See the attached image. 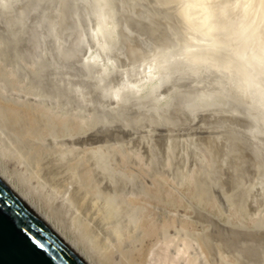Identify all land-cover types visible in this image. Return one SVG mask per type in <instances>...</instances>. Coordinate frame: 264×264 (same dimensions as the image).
I'll return each instance as SVG.
<instances>
[{
    "label": "rangeland",
    "instance_id": "rangeland-1",
    "mask_svg": "<svg viewBox=\"0 0 264 264\" xmlns=\"http://www.w3.org/2000/svg\"><path fill=\"white\" fill-rule=\"evenodd\" d=\"M0 1V26L4 27H0V36L2 35L0 37V52L2 53L0 54V58L2 57V61H0V165L2 166V168L0 167V171L3 172V175L10 181V183H13V185L16 186V188L18 187L20 191L24 190L23 192H26L27 194L28 192L30 193V197L28 195L30 202L37 207L41 214L49 215L48 217L50 218V221L63 233V235H65L66 238L78 242V248L81 250H85V252L89 256H91V260H94V264H157L156 262L159 260L157 258L162 259L165 255L168 256V258L165 256V259L167 258L166 262H162L160 259L161 262H159L161 264H174V262H177L176 264H249L253 260L255 261L254 264H264L263 262H261L264 261V233H262L264 232V208L262 212V207H264V162L260 161L264 158L261 157L264 156V154H261L264 152V148H262L264 147V127L262 125V122L259 121L256 116H254L256 115L255 112L245 109L244 104L240 105V103L235 102L234 99H230V97H228L224 93L221 94L220 90L211 80L210 75L205 78V76H201V74H199L201 73L199 71L194 73L185 68L181 69V67L167 69L165 67L166 65L158 68V73L157 75L154 73V76H149V72L146 73V71V74L142 71L140 73L139 71H137V56L139 55V52L143 48V50L146 51L149 46H153L154 44L162 41L165 33H167L166 31L164 32V30H166V27L168 26L166 23L167 21L162 18L161 13H158L157 10L159 8H157L152 0H73V2L71 0H68L69 2L57 0L58 2L55 1L57 2V4L54 2V0H34L35 2L33 0ZM41 1H43L44 3ZM28 2H31L30 4L33 5L32 8L31 5H27ZM2 3H4L5 5H2ZM36 3L38 4L36 5ZM46 3L48 7H45ZM34 4L36 5V7ZM42 4L44 7L42 6ZM66 4L70 5L68 6V8H73L72 4H78L77 7L74 5V7H76V10H74V8H71L70 11H73V14L68 11L69 9L67 8ZM63 5L66 6L65 11L63 10L64 8L61 9ZM15 6L17 8H15ZM44 8L46 14H51L49 12L52 10L51 12L53 13L51 14V16L49 15V17L51 18H54L55 15L53 14H56V16L58 14L57 17L55 16V20L52 18L55 22L52 23L51 18H47L48 20L46 19L47 15L43 12ZM39 9H42V13H44L46 16L43 14L42 16L44 17L40 18L41 16L39 14H41V11ZM14 11H16L15 13L19 14L15 15ZM28 11L32 12L31 14L33 15L30 16V13ZM62 13L65 14L63 15ZM77 13H80V16ZM23 15H26V18L23 17ZM35 16L39 17L40 21H45L46 19V22L49 21V24L41 22L40 25L39 19L37 18L38 20L36 21ZM6 17L10 19L7 20ZM27 17L28 19L31 18L30 20L32 22L27 20L28 22H31V24L26 20V22H23V20L27 19ZM17 18H19V22L21 18H23L22 22H20L23 26H20L24 31L19 28L20 26ZM2 19L10 22L12 20V22L16 23V25H14L13 23V25H10L11 23L9 22L10 24H8V26H10L7 28L5 26L8 22H5L4 20V22H2ZM56 21H58V23ZM25 23L30 24L28 25L29 27L34 24H39L41 27H39V25H34V27L32 26L29 28ZM43 23L44 26L42 25ZM4 24L6 25L4 26ZM52 24L55 25L52 26ZM46 26L51 27L48 28ZM73 26L74 28L78 26L76 27L77 31L76 29H71L73 28ZM69 27L71 31H69L68 35V33L66 34V32L70 30ZM80 27H82V29H80ZM14 28H16V30L19 29V34L16 32V30H14ZM31 28H35V30L36 28L37 30L40 29L39 32H36L34 30L36 36L33 34L34 32ZM57 28H67L68 30L65 32L61 29V32L64 31V33L62 32V36H59L60 30H56ZM54 29L58 31L57 34L54 33ZM8 30L9 32H13L7 34V36H14L13 40H9L10 38L6 36L5 32H8ZM72 30L75 32L73 33ZM80 30L85 31V33L82 32L81 35ZM161 30H163L164 33H162ZM25 31L26 37H17L18 35H21L20 33H22L23 35V32L25 33ZM49 31L54 34H50ZM46 32H49V34H45ZM76 32H79L80 34ZM39 33L40 35H38ZM27 35L30 37H27ZM50 35H53V37H56L58 35L59 38H53ZM74 37H76V45L72 43H75V40H73ZM78 37L82 38L79 39ZM122 37L127 39L125 40ZM63 38H68L70 41ZM18 39H24L22 40V43H26L29 46L25 44L26 47L24 45L23 47L29 50L32 47L30 46V44L34 43L33 46H35L33 48L35 49H31V51L33 50L32 52L30 51V54H33L30 55L31 57L26 56L29 55V51L21 47L22 43ZM25 40L26 42H24ZM57 40L59 43L57 42ZM13 41H15V44H13ZM16 41H19V44H17ZM29 41H31V43ZM37 41L39 42V44ZM66 42L68 43L67 45H69V47L66 46ZM54 43H58L57 45L61 44V46H57L56 48L59 49L58 54H60V56L57 54L58 50H54V48L56 47ZM69 43H72L73 46ZM4 44H7L5 45L7 46V49L4 47ZM63 44L66 46L65 49ZM136 44L138 47H136ZM144 44L148 45L145 46ZM77 45L82 47L78 48ZM119 45L120 47L122 46L123 49L118 48ZM74 47L78 49L75 50L78 52L81 48V52L75 53L73 51L76 56L75 54H73L74 56H72V53L67 52L68 54L65 53V56H67V58L63 57L62 59V53L66 52L65 50H68V48V51H71ZM10 48L13 49L11 50ZM135 48L139 49L136 50ZM16 49H18L19 51H17ZM37 49L39 51H37ZM15 50L16 52H18V55H20V58L21 55L22 58L24 55L25 60L22 61L18 57L17 53L14 54ZM122 50L124 51L122 52ZM130 50H134V53L132 52L133 54L130 53V56H128ZM23 52H26L27 54ZM80 53L81 56H77L80 55ZM5 54L7 61L4 60ZM70 55L72 56L71 59L73 58L72 61H70ZM90 55H92V57ZM117 55L119 56L116 60H114ZM15 56H17L20 60L18 58L16 59ZM36 56L41 57L43 60H41V58L40 60L39 58L37 59ZM58 56L61 57L62 60ZM110 56L112 57V60ZM7 57H13L14 60L12 58V60L9 61L10 58ZM78 57H80L81 59H78ZM15 59L18 62V66L21 64L20 67H18L20 69V72L23 69L24 71L22 73H24L26 69V74H30L26 76L24 75V73L22 76H20L22 73L20 74L19 70H17L18 68L17 66H15ZM129 59H132V62ZM47 60L48 63H46ZM74 60L77 62L74 63ZM64 61H70V63H72L71 66L69 62L66 63L68 64L67 68L70 69L72 73H68V69L64 68L67 66L63 65L65 63ZM104 61L107 64H105ZM5 62H7V64ZM54 62L55 69L56 67L58 68L56 69L58 70L56 71V74L54 73L55 70L52 67ZM60 63H62V66H64L63 70L62 67H60ZM123 63L126 64V66ZM134 63L136 65H134ZM76 64L80 65L77 66ZM12 65H14V68L11 67ZM47 65L50 66L47 67ZM72 65L75 68H78L77 70H79L80 72H83L81 74L79 73V71L76 72L77 70H73L74 67H72ZM82 66L84 67L82 68ZM95 67L98 68V70H96ZM35 68H38V70ZM89 69L92 70L90 71ZM14 70L16 72V75L14 74ZM51 72L54 74H52ZM75 72L78 74L76 75ZM37 76H40L41 80L39 78V80L36 79ZM76 76H80L78 78L79 80L76 78ZM42 78H45L43 80L46 81L43 82H45L46 85H44L45 83H40L42 84V87L47 88L46 90L44 88H41V84L38 83L39 81H42ZM137 79L139 87L137 89H133V87L130 86V83L128 82L133 83ZM193 79L196 81H194ZM56 80H58L57 82L61 86L59 90L56 87V85H58L55 82ZM31 82L33 83L31 84ZM110 82L111 84L109 85ZM81 83L82 86L84 85V87L80 85ZM32 85H35V87L30 88V86ZM65 85H67V87ZM39 86L40 88H38ZM54 87L57 89H55ZM7 88H11L10 91H8ZM61 88L62 92H64L65 94L61 92ZM146 88L148 89L146 90ZM190 88H193L192 90H194V94L199 93V95H190V92H188ZM51 89L52 92L54 91L52 96L51 94H48ZM64 90H67L68 93ZM82 90H85V92H82ZM183 91H187L186 93H189L185 94V98H187L186 96H190L191 98V100L190 98L188 99L189 103H187L188 100L186 99V103L189 104L187 106H190V109L186 108V103L183 102L185 101V99L182 98L184 97L182 96ZM35 92H37L39 95L35 94ZM163 92L164 94H162ZM42 93L45 95L48 94L47 98H42L44 96ZM11 94L14 96H12ZM180 94L181 97L179 96ZM150 95L154 98V101H152L153 98ZM174 95H177L179 97L177 98ZM192 95L194 97L196 96L195 100L192 99ZM59 96L62 97V99ZM76 96L81 98H77L76 101ZM95 96L96 99L99 100H92V98H94ZM157 96H159V98H157ZM58 97L60 98V100L58 99ZM171 97H173V99ZM219 97H224L225 99H227L225 100L226 103L223 102V105L225 104V106L221 104L222 101H224V98L221 99ZM33 98L36 100H34ZM149 98L151 101L149 100L143 104V102H145ZM176 98L179 99V101H177ZM181 98L183 99V101L181 100ZM216 98L220 100L221 103L216 102ZM45 99L47 100L45 101ZM73 99L78 103H74ZM110 99L112 102L110 101ZM48 100L51 104H56H52V106H50ZM68 100L70 101L69 104L73 102L72 107L67 104ZM87 100L91 101V103H88ZM94 100L99 102L97 103ZM171 100L178 105L181 103V105L184 104L183 106L188 110L185 111L183 106V109L180 108L181 105L178 106L179 109H175L177 105H175L174 103L172 104ZM36 101H41L42 103L37 104ZM81 101L85 107L80 106V104L82 105ZM93 101L94 103L96 102V107H94V105L92 104ZM191 101H193V105L190 104ZM100 102H102L103 104H99ZM148 102H150L151 105H148ZM109 103H111L110 105L112 106H109ZM159 103L160 105L158 106ZM58 104L62 108L64 106L63 109L66 113L62 108L59 107ZM74 104L76 105L74 106ZM145 104H147L146 107L148 106L152 110L148 111L149 108H145L144 111L143 108ZM154 104L157 105V107ZM45 105H48V107ZM78 105L81 107V109H79L80 107ZM98 105L101 106V109L103 108L102 106H104L103 111L99 109ZM152 105L155 106L154 110L152 108ZM174 105L176 107H174V109L172 110V106ZM53 106H56V109ZM87 106L88 109L90 107L91 109H86V111H83ZM50 107H52L54 110H52V108ZM75 107L78 108L76 109ZM82 107H84V109ZM165 107L167 109H165ZM160 108L161 111H158ZM61 109L63 112H61ZM92 109H95V111ZM97 109L100 110V114H102L103 112L105 113V117L104 114L101 115L103 117V123H101L100 119L102 117L99 115V112L96 113ZM106 109H109L111 112L109 111V113ZM66 110H69L68 113ZM71 110L72 112L70 113ZM122 110H124L123 114L120 115L122 113ZM146 110L148 112H146ZM89 111H91V114H89ZM115 111L118 113L120 112V114L116 113ZM86 112H88L91 117ZM106 112L108 114H106ZM155 112L157 114H155ZM173 112H175V114ZM84 113L86 116H84ZM94 113H96L98 117H95ZM113 113L115 114V116ZM172 113L174 114L173 117ZM249 113L250 115H247ZM62 114H64L63 117L61 116ZM175 115L176 118H174ZM79 116H84V118ZM116 117H119L120 119L118 120ZM177 117L179 118V120H177ZM233 118H235L236 120ZM138 119L143 120L139 121ZM232 119L233 121L235 120L234 124ZM239 119L240 122L243 121V123L240 124ZM109 120L111 123L108 122ZM230 121L232 122L230 123ZM246 121L247 124H245ZM94 122H96L95 125ZM85 123H87L88 126H86L87 124ZM142 123L145 125H143ZM200 123L202 124L200 125ZM91 125L92 127H90ZM163 128L166 130H163ZM160 129H162L164 133L161 132ZM184 131H188V133H185ZM165 132H167V134ZM88 134H90V136ZM250 134L254 138L251 137ZM82 136L84 140L82 138L80 139V137ZM160 136L162 137L160 138ZM89 138L91 142L89 141ZM69 139L70 141H68ZM76 139L83 140L82 142H80L78 147L77 144L80 140L78 141ZM87 139L89 144L85 145L84 141H87ZM98 139L100 141H98ZM135 139H137V141H135ZM58 140L60 142L62 140H66V145L63 141L60 143ZM75 141L77 142V144ZM132 141L135 142V146L134 144H132ZM157 141L161 142L158 143ZM94 142H97V144L93 145ZM155 143L160 146L161 151H164V154L162 155L161 153L163 152L159 150L160 154L162 155L161 157L160 154L158 156V153H156L159 148ZM125 145L128 147L126 148ZM4 147L6 150L4 149ZM132 147H135L136 149H138V151H136ZM174 147L176 149H174ZM174 152L177 156H174ZM155 154L156 157L158 156L162 159L156 158L154 156ZM98 155L101 156H99L98 158ZM165 155H167V159L164 157ZM103 156L105 157V159H103L102 161L101 158H104ZM95 157L99 160H96ZM147 157L149 159L148 161H146ZM260 157L262 159H260ZM163 159H165V162ZM189 159H192L193 161H190ZM161 160L163 162H160ZM174 160L178 165L174 164L176 163ZM182 160L185 164L182 162ZM262 161H264V159ZM161 163H163L164 165L159 166V164ZM152 164L154 167L152 166ZM155 164L156 166H158L157 168ZM179 164L180 166L182 165V168L180 167V169H177ZM189 166H192V168H190ZM100 167H103V169H105L103 170L101 168V171ZM152 168L155 169L153 170ZM95 169L97 170V172ZM168 169L172 170L169 171ZM188 169L189 171L191 169L192 170L188 172ZM23 172H25L26 174ZM187 172L188 174H185ZM106 173L110 176V178L111 173L115 177L112 176V180L110 178L106 180V178H108ZM182 173H184L185 175ZM177 174L179 176H177ZM182 175H184L185 177ZM25 177L28 178V181ZM122 177L125 179H123ZM220 177L222 178V180L220 179ZM224 177L227 178H225L224 180ZM23 178L25 179V181ZM209 178H213V180H209ZM120 179L121 183H123L124 185V187L122 188L123 190L121 189V185H119L121 183H118V181L120 182ZM218 179L220 181H224V183L226 184H221L223 182L218 181ZM178 180L179 183L184 181L186 184L182 182L180 183L181 186H178ZM106 181H108V183H106L107 186L105 184ZM135 181L136 185L140 184V187L142 189L139 188V185L138 187H135L136 185H132L131 183H129H135ZM203 181L206 183L204 184ZM23 182L28 184H26L25 186ZM112 182L116 186V189L115 186H113ZM115 183H118V185ZM32 184L34 187L32 186ZM125 184L127 188L125 187ZM196 184L197 186L201 185V188L196 187ZM31 186L34 188L33 191L31 190ZM108 186L110 187V189L113 187V190H110ZM103 187H108L109 190H105ZM195 187L198 190L197 193ZM221 189L223 190L222 193H224V195L221 193ZM120 190H127L126 192L128 193L125 194ZM140 190L142 191L140 192ZM200 190L201 192H199ZM37 191L41 192H38V195L36 193H33ZM130 191H133L132 193L134 194H132ZM198 192L200 193L199 195H197ZM43 193L44 196L40 197L41 195H43ZM204 194L205 196L208 195L210 197V201L207 196H203ZM43 197L45 200L43 199ZM49 197L50 201L48 200ZM201 197H203L204 199H202ZM58 199L63 201V203ZM64 202L65 206H63ZM114 204L116 206H114ZM57 206L59 208H61L62 206V209L63 207L70 208L69 210L71 212L69 213V216L71 218L67 215V212L69 210L64 208L66 209V212L63 213L65 215L64 216L60 214L62 212L61 209L56 210ZM61 216L65 217L64 220L66 219V217H69V220L67 218L68 221L65 220L64 222ZM257 225L259 228H263L259 229L257 228ZM70 229L72 232H70ZM256 230L257 234H259L262 238L259 235H256ZM79 232L81 235L78 234ZM204 232L208 234L210 233L209 236L211 240L210 238L206 239L208 234L207 236H204ZM75 236L81 237L82 241L80 238H77L80 239L77 240ZM228 236L230 238H228ZM85 239L88 241L86 242ZM167 239L169 240L168 242L166 241ZM84 241L87 243V246H85L86 244L84 243ZM190 242H192V244ZM260 242H262L263 244ZM182 243L186 244L185 247H181L183 246ZM127 244L128 246H126ZM166 245H168V247ZM188 245L192 247L190 248ZM87 247H89V249ZM161 247L163 248V250L161 249ZM158 249H160V251L162 250V253H159ZM90 250L94 251V255L93 253L89 252ZM163 251L166 253H164ZM182 252L184 254L183 257V254H181ZM261 252L263 255L260 254ZM156 253H159L158 255L160 256L158 257ZM93 256L95 257V259H93ZM152 256L154 260H157L156 262L153 260L149 261V258ZM258 257H262V259H258ZM96 260L98 261L95 263Z\"/></svg>",
    "mask_w": 264,
    "mask_h": 264
},
{
    "label": "bare ground",
    "instance_id": "bare-ground-1",
    "mask_svg": "<svg viewBox=\"0 0 264 264\" xmlns=\"http://www.w3.org/2000/svg\"><path fill=\"white\" fill-rule=\"evenodd\" d=\"M34 1V0H33ZM55 1H57V0H54V2ZM63 1H65V2H69L68 0H63ZM72 2H73V0H71ZM75 1V0H74ZM96 1V0H95ZM112 1V0H111ZM134 1H136V0H134ZM153 1V3L157 6V8H159L157 11H158V13L160 14L161 13V16H162V18L163 19H165L167 22V27H166V30H164V32L166 31L167 33H165V36H164V38H163V40L162 41H160V42H158V43H156V44H154L153 46L151 45V46H149L147 49H146V51L145 50H141L140 52H139V55L136 57L137 59H138V63H137V71H139V73L142 71V72H144L145 73V71H146V73L147 72H149L148 73V75L149 76H154L155 74L157 75V69L158 68H161V67H163V65H166L165 67L167 68V69H171V68H174V67H181V69L182 68H185V69H187V70H189V71H191V72H194V73H196V72H201V73H199V74H201V76H205V78L208 76V75H210L211 77V80L215 83V85H216V87L220 90V93L222 94V93H224L225 95H227L228 97H230V99H234V101L235 102H238V103H240V105L241 104H244V106H245V109H247L248 111H253V112H255L256 113V115H254V116H256V118L259 120V121H261L262 122V125H263V127H264V0H152ZM1 2V1H0ZM35 2V1H34ZM39 2V1H38ZM41 2H43V1H41ZM41 2H40V8H41ZM47 2H49V1H47ZM52 2V1H51ZM58 2V1H57ZM57 2H55L56 4H57ZM138 2V1H137ZM31 3V2H30ZM29 2L27 3V5L28 6H30L31 4H30ZM44 3V2H43ZM53 3V2H52ZM54 3V4H55ZM76 3V2H75ZM80 3V2H79ZM4 3H2V5H3ZM38 3H36V5H37ZM82 4V3H81ZM5 5V4H4ZM35 5V4H34ZM36 5H35V7H36ZM45 5V4H44ZM67 5V4H66ZM74 5L77 7V5L76 4H72V6H73V8H74V10H76L75 8L76 7H74ZM140 5V4H139ZM0 6H1V4H0ZM32 6L33 5H31V8H32ZM42 6H43V4H42ZM47 6V3H46V5H45V7ZM64 6V5H63ZM62 6V8L61 9H63L64 11L66 10V6H64L63 7ZM68 6H70L69 4L67 5V8H68ZM23 7V6H22ZM34 7V8H35ZM38 7H39V5H38ZM38 7H37V9H38ZM44 7V6H43ZM43 7H42V9H43ZM48 7V6H47ZM15 8H17L16 6H15ZM57 8V7H56ZM72 8V7H71ZM71 8H68L69 10L68 11H70L71 10ZM72 8V9H73ZM14 9V8H13ZM12 9V10H13ZM19 9V8H18ZM36 9V10H37ZM41 9V10H42ZM11 10V9H10ZM10 10H8V11H10ZM40 10V9H39ZM39 10H38V13H39ZM40 10V11H41ZM4 11V10H3ZM43 11V10H42ZM42 11L40 12L41 14H39L41 17L40 18H42V17H44V16H42L44 13L46 14V12H45V8H44V13H42ZM47 11V10H46ZM52 11V10H51ZM49 12V13H53V12ZM12 12V11H11ZM16 11H14V14L16 15V14H19V13H15ZM29 13H30V16L31 15H33V14H31L32 12H30V11H28ZM47 12V13H48ZM60 12H62V11H60ZM71 13L73 12V11H70ZM8 13V12H7ZM7 13H5V14H7ZM24 13V12H23ZM28 13V14H29ZM76 13V12H75ZM3 14V13H2ZM13 14V15H14ZM21 14V13H20ZM44 14V15H45ZM51 14H46L45 16H46V19L47 18H51V17H49V15L51 16ZM63 15L65 14V13H62ZM73 14V13H72ZM78 14V13H77ZM4 15V14H3ZM53 15H55L56 16V14H53ZM62 15V16H63ZM79 16H80V13L78 14ZM8 16V15H7ZM26 15H23V17H25ZM54 16V18H56L57 16H58V14H57V16L55 17ZM67 16V15H66ZM74 16V15H73ZM77 16V15H76ZM78 16V17H79ZM9 17H10V15H9ZM36 17V16H35ZM1 18V17H0ZM3 18H5V17H3ZM7 18V17H6ZM16 18V17H15ZM26 18V17H25ZM30 18V17H29ZM33 18V17H32ZM39 19V17H36L35 19H36V21ZM53 18V17H52ZM51 18V19H52ZM53 18V19H54ZM60 18V17H59ZM10 18H7V20H9ZM13 19V18H12ZM18 19L19 18H17V21H18ZM31 19V18H30ZM30 19H28V17H27V19H24L23 20V18H21V20H20V22H22V20H23V22H26L27 20H29V21H31ZM46 19H45V21L44 20H42V21H40V19H39V23H40V25H41V22H44V23H48V22H46ZM53 19H52V23L53 22H55V21H53ZM117 19V18H116ZM5 21V19H2V22H4ZM14 20V19H13ZM26 20V21H25ZM48 20V19H47ZM55 20V19H54ZM63 20V19H62ZM132 20V19H131ZM165 20H164V22H165ZM51 21V20H50ZM5 22H8L7 23V25L6 24H4V26L5 27H9L10 25H16V23H13L12 22V20H11V22L10 21H5ZM11 24H10V23ZM19 22V21H18ZM19 22V26L22 24V23H20ZM28 22V21H27ZM32 22V21H31ZM31 22H28V23H30L31 24ZM57 23H58V21H56ZM94 22V21H93ZM103 22V21H102ZM117 22V21H116ZM115 22V23H116ZM13 23V24H12ZM44 23L42 24L43 26H44ZM105 23H106V21H105ZM8 24H10L9 26H8ZM25 24H27V23H25ZM30 24H27V26L28 25H30ZM34 24V23H33ZM45 24V25H46ZM49 24V23H48ZM34 25H36V24H34ZM34 25H31L30 27H34ZM39 25V24H38ZM38 25H36V26H38ZM39 25V27H41ZM55 24H52V26H54ZM108 25V24H107ZM160 25V24H159ZM21 26H23V25H21ZM21 26L19 27L20 29H22L21 28ZM63 26H65V25H63ZM62 26V27H63ZM72 26V25H71ZM79 26H80V24H79ZM96 26V25H95ZM0 27H2V28H4L3 26H0ZM13 27V26H12ZM29 27V26H28ZM29 27V28H30ZM46 27H48V26H46ZM51 26H49L48 28H50ZM59 27V26H58ZM76 27H78V26H76ZM76 27L74 28V26H73V28H71V29H76ZM87 27V26H86ZM92 27V26H91ZM18 28V27H17ZM6 29V28H5ZM31 29H33V32H34V30H35V28H31ZM53 29V28H52ZM61 29L62 28H60V29H56V30H60V32H59V36H62V32L64 33V31L66 32L68 29L67 28H65V29H62V30H64V31H62L61 32ZM69 29H70V27H69ZM71 29L70 30H68L67 32H66V34L68 33V35H69V31H71ZM80 29H82V27H80ZM0 30H1V28H0ZM3 30V29H2ZM14 30H16V28H14ZM19 30V29H18ZM18 30H16V32L19 34V32H18ZM23 30V29H22ZM40 30V29H39ZM39 30H37V28H36V32H39ZM42 30V29H41ZM46 30H47V28H46ZM55 30V29H54ZM55 30V32L54 33H58V31H56ZM4 31V30H3ZM13 31V30H12ZM24 31V30H23ZM28 31V30H27ZM73 31V30H72ZM76 31H77V29H76ZM81 31V30H80ZM162 31V33H164L163 32V30H161ZM16 32H15V34H16ZM32 32V33H33ZM50 32V31H49ZM49 32L47 33H45V34H49ZM75 31H73V33H74ZM82 32H84L85 33V31H81L80 33H81V35H82ZM8 33H13V32H9V30H8V32H5V34H6V36H7V34ZM29 33V32H28ZM27 33V34H28ZM54 33H51L50 32V34H54ZM73 33H71V34H73ZM76 33H78V34H80L79 32H76ZM158 33V32H157ZM2 34V33H1ZM21 35H18L17 36V34H16V36L17 37H21V38H23V37H26V31H25V33L23 32V35H22V33H20ZM34 35H35V32L33 33ZM44 34V35H45ZM161 34V33H160ZM12 35H14V34H12ZM38 35H40V33L38 34ZM58 35L56 36L57 37V39L59 38L58 37ZM123 35V34H122ZM2 36V35H1ZM0 36V37H1ZM5 36V35H4ZM11 36V35H10ZM9 35L7 36V37H9L10 39L9 40H13V37L11 38ZM15 36V37H16ZM36 36V35H35ZM50 36H52L53 37V35H50ZM55 36V35H54ZM65 36V35H64ZM78 36V35H77ZM27 37H30V36H28L27 35ZM51 37V38H52ZM56 37H53V38H56ZM85 37V36H84ZM121 37V36H120ZM3 38H5V37H3ZM2 38V39H3ZM37 38V37H36ZM35 38V39H36ZM45 38V37H44ZM47 38V37H46ZM52 38V39H53ZM76 37H74L73 38V40H75V43L74 42H72L73 44H75L76 45V39H75ZM79 38V37H78ZM82 38V37H81ZM81 38H79V39H81ZM122 38H124V37H122ZM137 38V37H136ZM16 39V38H15ZM29 39V38H28ZM32 39V38H31ZM63 39H66V40H69L68 38H63ZM87 39V38H86ZM125 39V38H124ZM127 39V38H126ZM125 39V40H126ZM138 39V38H137ZM19 41H21V43H22V40H24V39H18ZM49 40H51V39H49ZM121 40H123V39H121ZM7 41H8V39H7ZM19 41L17 42V44H19ZM39 41V40H38ZM37 41V42H38ZM40 41H41V39H40ZM60 41H62V40H60ZM70 41V40H69ZM79 41V40H78ZM77 41V42H78ZM139 41V40H138ZM11 42V41H10ZM14 43L13 44H15V41H13ZM24 42H26V40L24 41ZM30 43H31V41H29ZM35 42V41H34ZM47 42H48V40H47ZM57 42H58V40H57ZM80 42H81V40H80ZM123 42V41H122ZM20 43V44H21ZM27 43H28V40H27ZM49 43H50V41H49ZM59 43V42H58ZM57 43V44H58ZM63 43V42H62ZM70 44V45H72L73 46V44ZM79 43V42H78ZM121 43V42H120ZM127 43H128V40H127ZM126 43V44H127ZM3 44V43H2ZM25 44L26 43H22V46L21 47H23V45L25 46ZM34 44V43H33ZM33 44H30V46H32L31 47V49H35V48H33L34 46H33ZM36 44V43H35ZM38 44H39V42H38ZM46 44H48V43H46ZM52 44V43H51ZM56 43H54V45L56 46L55 48H54V50L57 48V46H61V44L60 45H57ZM65 44V43H64ZM63 44V45H64ZM68 43L66 42V46L67 47H69V45H67ZM0 45H1V43H0ZM5 45H7V44H4V47L6 48L7 46H5ZM27 45V44H26ZM50 45V44H49ZM88 45V44H87ZM122 45H124V44H122ZM145 45V44H144ZM148 45V44H147ZM147 45H145V46H147ZM150 45V44H149ZM27 46H29V45H27ZM65 45H64V49H65V47H66ZM9 47H11V46H9ZM8 47V48H9ZM18 47H19V45H18ZM17 47V48H18ZM26 47V46H25ZM25 47H23V48H25ZM77 47L79 48V47H82V46H78L77 45ZM128 47V46H127ZM136 47H138L137 46V44H136ZM141 47V46H140ZM23 48H22V50H23ZM28 48V47H27ZM30 48V47H29ZM39 48V47H38ZM59 48V47H58ZM62 48H63V46H62ZM118 48H122V46L120 47V45H119V47ZM4 49V48H3ZM2 49V50H3ZM7 49V48H6ZM5 49V50H6ZM11 49V48H10ZM13 49V48H12ZM11 49V50H12ZM31 49L29 50V49H26L25 48V50H28L29 51V55H26L27 53L26 52H23V53H26L25 55L26 56H30L31 54H30V51H31ZM53 49V48H52ZM74 49V50H73ZM71 51H68L69 50V48H68V50H65L66 52H64V53H62V59H63V57H65V58H67V56H65L66 54L65 53H67V52H69V53H72V56H74L73 54H75L76 52H78V51H75L77 48L76 47H74ZM87 49V48H86ZM123 49V48H122ZM136 49V48H135ZM139 48H137L136 50H138ZM1 50V51H2ZM9 50V49H8ZM17 51H19L18 49H16ZM16 50L14 51L15 53L14 54H16L17 53V55H18V52H16ZM21 50V49H20ZM32 50V51H33ZM58 50V51H57ZM78 50V49H77ZM117 50H119V49H117ZM10 51V50H9ZM27 51V52H28ZM31 51V52H32ZM37 51H39L38 49H37ZM56 51H57V54L59 53V49H56ZM64 51V50H63ZM73 51L75 52V53H73ZM96 51V50H95ZM124 50H122V52H123ZM3 52V51H2ZM45 52V51H44ZM79 52H81V48H80V50H79ZM78 52V53H79ZM94 52V51H93ZM116 52V51H115ZM134 53V50L133 51H129V55L128 56H130V53ZM136 52V51H135ZM11 53V52H10ZM13 53V52H12ZM20 53H22V52H20ZM19 53V54H20ZM117 53V52H116ZM132 53V54H133ZM138 53V52H137ZM136 53V54H137ZM0 54H2L1 52H0ZM14 54H11V55H14ZM53 54H54V51H53ZM68 54V53H67ZM114 54V53H113ZM33 55V54H32ZM42 55V54H41ZM40 55V56H41ZM59 56H60V54H58ZM94 55V54H93ZM58 56V57H59ZM71 55H70V59H71V57H72ZM75 56H76V54H75ZM77 56H81V53H80V55H77ZM91 57H92V55H90ZM115 56V55H114ZM119 55H117L116 56V58H114V60H116L117 59V57H118ZM126 56V55H125ZM14 57V56H13ZM12 57V58H13ZM18 57L20 58V55H18ZM17 56H15V58L17 59L18 58ZM31 57V56H30ZM37 57V59L39 58V60H40V58L41 57H39V56H36ZM57 57V58H58ZM61 57H59L60 59H61ZM83 57V56H82ZM2 58V57H1ZM0 58V61H2V59ZM7 58H10V57H7ZM12 58H10L9 59V61L10 60H12ZM18 58V59H19ZM58 58V59H59ZM80 57H78V59H79ZM90 58V57H89ZM98 58V57H97ZM110 58H111V60H112V57L110 56ZM122 58V57H121ZM136 58H134V59H136ZM16 59H15V61H16ZM22 61L23 60H25L24 59V55H23V58H22V55H21V58H20ZM19 59V60H20ZM47 59H48V57H47ZM59 59V60H60ZM61 59V60H62ZM73 59V58H72ZM72 59L70 60V61H72ZM77 59V60H78ZM81 59V58H80ZM133 59V58H132ZM132 59L130 60L131 62H132ZM4 60L5 61H7L6 60V54H5V58H4ZM13 60H14V58H13ZM32 60V59H31ZM41 60H43L42 58H41ZM64 60H66V59H64ZM76 60V59H75ZM73 61L74 63L75 62H77V61ZM121 60V59H120ZM122 60H124V59H122ZM34 61H37V60H34ZM50 61V60H49ZM70 61H68L69 63H70ZM94 61V60H93ZM102 61V60H101ZM100 61V62H101ZM119 61V60H118ZM117 61V62H118ZM26 62H27V60H26ZM45 62V61H44ZM44 62H42V63H44ZM60 62V61H59ZM58 62V63H59ZM63 62V61H62ZM65 63L63 64V65H67L66 67H64V66H62V63H60L61 64V66L60 67H62V70H63V67L64 68H66V69H68L67 67H68V64H66V63H68L67 61H64ZM98 62H99V60H98ZM105 62V61H104ZM103 62V63H104ZM112 62V61H111ZM120 62H122V61H120ZM126 62V61H125ZM6 64H7V62H5ZM4 63V64H5ZM13 63V62H12ZM46 63H48V60L46 61ZM50 63V62H49ZM82 63V62H81ZM114 63V62H113ZM127 63V62H126ZM2 64H3V62H2ZM14 64V63H13ZM18 64V62L16 61V65L15 66H17V68L18 67H20V65L18 66L17 65ZM27 64H29V63H27ZM54 64H55V62L53 63V69L55 70L54 71V73L56 74V71H58V70H56V69H58L57 67H56V69H55V67H54ZM57 64V63H56ZM71 64L72 63H70V66H71ZM94 64H95V62H94ZM97 64V63H96ZM105 64H107L106 62H105ZM124 64V63H123ZM14 65H12L11 67H13L14 68ZM52 65V64H51ZM58 65V64H57ZM77 65V64H76ZM75 65V66H76ZM80 64H78L77 66H79ZM84 65V64H83ZM118 65V64H117ZM121 65H122V63H121ZM125 66H126V64H124ZM123 65V66H124ZM130 65V64H129ZM134 65H136L135 63H134ZM41 66H43V65H41ZM48 66H50V65H47V67ZM59 66V65H58ZM107 66V65H106ZM5 67V66H4ZM7 67V66H6ZM39 67V66H38ZM45 67V66H44ZM46 67V68H47ZM59 67V68H60ZM72 67H74L73 65H72ZM71 67V68H72ZM84 66H82V68H83ZM117 67V66H116ZM23 68V67H22ZM45 68V69H46ZM96 68V67H95ZM122 68V67H121ZM124 68V67H123ZM35 69H37L38 70V68H35ZM40 69V68H39ZM42 69H44V68H42ZM48 69V68H47ZM46 69V70H47ZM74 69H78V68H73V70ZM81 69V68H80ZM92 69H93V67H92ZM92 69H89L90 71L92 70ZM101 69V68H100ZM16 70V69H15ZM15 70H14V74L16 73L15 72ZM17 70H19V72H20V69L18 68ZM95 70V69H94ZM93 70V71H94ZM96 70H98V68H96ZM95 70V71H96ZM24 70L22 69L21 70V72H20V74L23 72ZM50 71V70H49ZM68 73H70L71 72V70L70 69H68ZM79 70H77L76 72H78ZM170 71H172V70H170ZM12 72V71H11ZM44 72V71H43ZM43 72H41V73H43ZM53 72V71H52ZM51 72V73H52ZM64 72V71H63ZM66 72V71H65ZM75 72V73H76ZM83 71H79V73L81 74ZM84 72H85V70H84ZM185 72V71H184ZM18 73V72H17ZM25 73V74H24ZM24 73H22L20 76H22L23 74L24 75H28V74H30V73H28V74H26L27 72H26V69H25V72ZM54 73H52V74H54ZM61 73H62V71H61ZM72 73V72H71ZM145 73V74H146ZM155 73V74H154ZM7 74V73H6ZM8 74H11V73H8ZM19 74V73H18ZM17 74V75H18ZM78 73H76V75H77ZM16 75V74H15ZM40 75V74H39ZM69 75V74H68ZM161 75V74H160ZM163 75V74H162ZM180 75H182V74H180ZM198 75V74H197ZM30 76V75H29ZM49 76V75H48ZM74 76V75H73ZM81 76V75H80ZM79 76V77H80ZM111 76H114V75H111ZM117 76V75H116ZM194 76V75H193ZM200 76V77H201ZM33 77V76H32ZM41 77H42V75H41ZM41 77L39 76H37V78L36 79H40L41 80ZM72 77V76H71ZM78 76H76V78L78 79L79 78ZM108 78V77H107ZM119 78V77H118ZM139 78V77H138ZM18 79H19V77H18ZM38 79V80H39ZM43 79H45V78H42V81H39L38 83L39 84H41L40 82H42V84H44L45 82H43V81H46V80H43ZM56 79V78H55ZM74 79V78H73ZM76 79V80H77ZM110 79V78H109ZM114 79V78H113ZM165 79V78H164ZM180 79H182V78H180ZM13 80V79H12ZM27 80H28V78H27ZM33 80V79H32ZM38 80H36V81H38ZM52 80V79H51ZM51 80H49V81H51ZM79 80V79H78ZM191 80V79H190ZM194 80V79H193ZM22 81V80H21ZM24 81V80H23ZM58 80H56L55 82L59 85V83L57 82ZM63 81V80H62ZM61 81V82H62ZM108 81H110V80H108ZM156 81V80H155ZM194 81H196V80H194ZM25 82V81H24ZM54 82V81H53ZM52 82V83H53ZM60 82V81H59ZM67 82V81H66ZM78 82V81H77ZM176 82H179V81H176ZM183 82V81H182ZM181 82V83H182ZM8 83H9V81H8ZM17 83H18V81H17ZM30 83V82H29ZM33 82H31V84H32ZM35 83V82H34ZM69 83V82H68ZM80 83V82H79ZM79 83H78V85H79ZM89 83V82H88ZM128 83H130V86H132L133 87V89H137L139 86V84H138V79L137 80H135L133 83L132 82H128ZM157 83V82H156ZM201 83V82H200ZM3 84H5V83H3ZM42 84L40 85L41 86V88H44V87H42ZM101 84V83H100ZM111 84V82L109 83V85ZM122 84V83H121ZM132 84V85H131ZM155 84V83H154ZM25 85H28V84H25ZM44 85H46V83L44 84ZM58 85H56V87L58 88V90H59V88L61 87L60 85L58 86ZM69 85V84H68ZM81 86H82V83L80 84ZM92 85V84H91ZM106 85V84H105ZM147 85H149V84H147ZM152 85V84H151ZM163 85V84H162ZM174 85V84H173ZM40 86L38 87V88H40ZM49 86V85H48ZM66 87H67V85H65ZM88 86H90V85H88ZM107 86H108V83H107ZM161 86V85H160ZM11 87V86H10ZM31 87H35V85L33 86H30V88ZM47 87V86H46ZM53 87V86H52ZM82 87H84V85L82 86ZM86 87V86H85ZM94 87V86H93ZM112 87V86H111ZM166 87V86H165ZM177 87V86H176ZM204 87V86H203ZM212 87V86H211ZM5 88V87H4ZM9 88V87H8ZM7 88V89H8ZM37 88V87H36ZM51 88V87H50ZM55 88V87H54ZM57 88H55V89H57ZM200 88V87H199ZM208 88V87H207ZM206 88V89H207ZM11 89V88H10ZM10 89H8V91H10ZM19 89V88H18ZM24 89V88H23ZM45 90L47 89V88H44ZM43 89V90H44ZM148 88H146V90H147ZM193 89V88H192ZM191 88L189 89V91L188 92H190V95L191 94H194L195 92H194V90H192ZM203 89V88H202ZM209 89V88H208ZM25 90V89H24ZM36 90V89H35ZM151 90V89H150ZM156 90V89H155ZM154 90V91H155ZM168 90H169V88H168ZM178 90V89H177ZM193 92H191V91ZM199 90V89H198ZM218 90V91H219ZM38 91H39V89H38ZM49 91V90H48ZM57 91V90H56ZM56 91H55V94H56ZM65 92H67V90H64ZM173 91H175V90H173ZM182 91V90H181ZM30 92V91H29ZM50 92H52V89H51V91H49L48 92V94H51V96L53 95V93H54V91L52 92V93H50ZM59 92V91H58ZM61 92H62V88H61ZM82 92H85V90L83 91L82 90ZM170 92V91H169ZM187 92V91H186ZM186 92H184L183 91V93H182V96H184V97H182V98H184L185 99V101H183V99L181 98V100L184 102V103H186L187 101H186V99L188 100L189 98H190V96L188 97V96H186L187 98H185V94H189V93H186ZM27 93H28V91H27ZM62 93H64V92H62ZM68 93V92H67ZM110 93V92H109ZM159 93V92H158ZM196 93H198V92H196ZM21 94V93H20ZM35 94H38L37 92H35ZM34 94V95H35ZM43 94V93H42ZM48 94H43L41 97L42 98H47V96H48ZM55 94H54V96H55ZM65 94V93H64ZM108 94V93H107ZM115 94V93H114ZM124 94V93H123ZM153 94V93H152ZM162 94H164V92L162 93ZM161 94V95H162ZM184 94V95H183ZM12 95V94H11ZM19 95V94H18ZM17 95V96H18ZM26 95V94H25ZM39 95V94H38ZM40 95H41V93H40ZM67 95V94H66ZM71 95V94H70ZM73 95V94H72ZM75 95V94H74ZM117 95V94H116ZM146 95V94H145ZM144 95V96H145ZM160 95V96H161ZM194 95H199V93L198 94H194ZM212 95V94H211ZM216 95V94H215ZM12 96H14V95H12ZM16 96V97H17ZM36 96V95H35ZM35 96H33V97H35ZM56 96H58V95H56ZM105 96V95H104ZM151 96V95H150ZM154 96H156V95H154ZM163 96V95H162ZM161 96V97H162ZM173 96V95H172ZM174 96H176L177 98L180 96L181 97V94L179 95V96H177V95H174ZM207 96H208V94H207ZM26 97V96H25ZM60 97V96H59ZM58 97V99L60 100V98L62 99V97H60L59 98ZM67 97V96H66ZM70 97V96H69ZM93 97V96H92ZM101 97V96H100ZM143 97V96H142ZM152 97V96H151ZM150 97V98H151ZM15 98V97H14ZM39 98V97H38ZM52 98V97H51ZM55 98H57V97H55ZM72 98V97H71ZM71 98H70V100H71ZM77 98H81V97H78V96H76V101H77ZM97 98H99V97H97ZM150 98L148 99V100H146L145 102H143V104L144 103H146L147 101H149L150 100ZM153 98V97H152ZM157 98H159V96H157ZM172 99H173V97H171ZM176 98V99H177ZM195 98H196V96L194 97L193 95H192V99H194L195 100ZM213 98H215V97H213ZM217 98H218V96H217ZM216 98V99H217ZM219 98H221V97H219ZM224 97H222L221 99H223ZM24 99V98H23ZM34 99V98H33ZM50 99V98H49ZM53 99V98H52ZM93 99H96V96L94 97V98H92V100ZM107 99V98H106ZM125 99V98H124ZM156 99V98H155ZM169 99V98H168ZM167 99V100H168ZM175 99V100H176ZM15 100V99H14ZM29 100V99H28ZM34 100H36V99H34ZM47 99H45V101H46ZM74 100V99H73ZM96 100H99V99H96ZM96 100H94V101H96ZM122 100V99H121ZM142 100V99H141ZM157 100H160V99H157ZM190 100H191V98H190ZM193 100V101H194ZM224 101H222V103L220 102V100H218L217 99V101L216 102H220L222 105H223V102L224 103H226V101L225 100H227V99H223ZM22 101V100H21ZM30 101V100H29ZM42 101V100H41ZM41 101H36L37 102V104L38 103H42ZM49 101V100H48ZM62 101V100H61ZM65 101V100H64ZM64 101H63V103H64ZM88 101V103L90 102L91 103V101H89V100H87ZM94 101H93V105H94V107H96L95 106V104H96V102L94 103ZM110 101H111V99H110ZM151 101V100H150ZM152 101H154V98H153V100ZM156 101V100H155ZM160 101H163V100H160ZM177 101H179V99H177ZM193 101H191L190 102V104H192L193 105ZM54 102V101H53ZM66 102V101H65ZM69 100H68V105H70L71 107H72V105H73V102L72 103H70L69 104ZM80 102V101H79ZM99 102V101H98ZM97 102V103H98ZM112 102V101H111ZM114 102V101H113ZM118 102V101H117ZM171 102H172V104L174 103L175 105H177V107L174 105V106H172L173 108H172V110L174 109V107H176L175 109H179V105H181V104H176L175 102H173L172 100H171ZM181 102V101H180ZM200 102V101H199ZM48 103V102H47ZM74 103H78V102H75V100H74ZM81 103H82V101H81ZM102 102H100L99 104H101ZM103 103H104V101H103ZM102 103V104H103ZM152 103H154V102H152ZM187 103H189V100H188V102ZM185 104V107L186 108H188V109H190L187 105H189V104ZM39 104V105H40ZM44 104H45V102H44ZM53 104V103H52ZM52 104L50 103V101H49V105L50 106H52ZM54 104H56V103H54ZM53 104V105H54ZM60 104V103H59ZM58 104V105H59ZM111 103H109V106H112V105H110ZM113 104H115V103H113ZM151 105V103L150 102H148V105ZM155 104H156V102H155ZM154 104V105H155ZM171 104V103H170ZM65 105V104H64ZM76 104H74V106H75ZM105 105H106V103H105ZM146 105L147 104H145V106H144V108H143V110L145 111V108L147 109V108H149V110L148 111H150V110H152V109H150V107H146ZM152 105L153 107V110H154V107L156 106L157 107V105ZM160 105V103L158 104V106ZM184 105V104H183ZM183 105H181V107L180 108H182V106ZM236 105V104H235ZM45 106H47L48 107V105H45ZM79 106V105H78ZM80 106H84V104L82 103V105L80 104ZM79 106V107H80ZM99 106V109H101V106L100 105H98ZM169 106V105H168ZM223 106H225V104L223 105ZM239 106V105H238ZM54 107V106H53ZM56 107V106H55ZM54 107V108H55ZM59 107H60V105H59ZM85 107V106H84ZM84 107H82L83 109H84ZM90 107V106H89ZM103 108L101 109V111H103V109H104V106H102ZM108 107V106H107ZM121 107V106H120ZM184 107V106H183ZM185 107H184V110L186 111V110H188V109H185ZM240 107H243V106H240ZM50 108H52V107H50ZM60 108H62V107H60ZM63 108H64V106H63ZM62 108V109H63ZM76 109L78 108V107H75ZM123 108V107H122ZM56 109V108H55ZM62 109H61V112H63L64 111V109H63V111H62ZM70 109H72V108H70ZM69 109V110H70ZM79 109H81V107L79 108ZM86 109H88V106L85 108V110H83V111H86ZM91 109V107L88 109V110H90ZM156 109V108H155ZM165 109H167L166 107H165ZM183 109V108H182ZM52 110H54L53 108H52ZM60 110V109H59ZM68 110V111H69ZM75 110V109H74ZM73 110V111H74ZM92 110H94L95 111V109H92ZM107 110V109H106ZM117 110V109H116ZM119 110V109H118ZM67 111V110H66ZM68 111H67V113H68ZM80 111H82V110H80ZM100 110H96V113L97 112H99ZM108 112L110 111L109 109L107 110ZM114 111V110H113ZM112 111V112H113ZM123 111L124 110H122V113L120 114V112L118 113V112H116V113H118V114H120V115H122L123 114ZM130 111V110H129ZM147 110H146V112H148ZM158 111H161V108L158 110ZM180 111V110H179ZM185 111H183V112H185ZM235 111V110H234ZM65 112V111H64ZM72 112V110L70 111V113ZM91 111H89V114H91L90 113ZM111 112V111H110ZM109 112V113H110ZM114 112V113H115ZM154 112V111H153ZM177 112V111H176ZM58 113H60V112H58ZM66 113V112H65ZM87 114H88V112H86ZM96 113H94L95 115V117L97 116V114ZM101 112H99V115L101 116V115H103L104 114V117H105V113L103 112L102 114H100ZM113 113V114H114ZM115 113V114H116ZM174 114H175V112H173ZM172 113V117L174 116V114ZM179 113V112H178ZM235 113V112H234ZM238 113V112H237ZM9 114V113H8ZM88 114V115H89ZM106 114H108L107 112H106ZM115 114H114V116H115ZM155 114H157L156 112H155ZM154 114V115H155ZM180 114V113H179ZM183 114V113H182ZM181 114V115H182ZM63 115L64 114H62L61 116L63 117ZM66 115H68V114H66ZM71 115H73V114H71ZM77 115V114H76ZM79 115V114H78ZM81 115H83V114H81ZM124 115H125V113H124ZM152 115V114H151ZM150 115V116H151ZM247 115H250V113L249 114H247ZM252 115V114H251ZM84 116H86L85 115V113H84ZM84 116H79V117H83L84 118ZM90 116V115H89ZM106 116H108V115H106ZM118 116V115H117ZM178 116H180V115H178ZM218 116H220V115H218ZM238 116V115H237ZM253 116V115H252ZM8 117V116H7ZM14 117V116H13ZM76 117V116H75ZM78 117V116H77ZM91 117V116H90ZM95 117H94V119H95ZM98 117V116H97ZM102 117V116H101ZM101 117H99V118H101ZM111 117V116H110ZM133 117V116H132ZM185 117H186V115H185ZM225 117H226V115H225ZM12 118V117H11ZM85 118H87V117H85ZM89 118V117H88ZM117 118V117H116ZM174 118H176V115H175V117ZM213 118V117H212ZM13 119V118H12ZM97 119V118H96ZM105 119V118H104ZM118 120L120 119L119 117L117 118ZM188 119V118H187ZM190 119V118H189ZM233 119H235V118H233ZM233 119H232V121H233ZM238 119V118H237ZM252 119V118H251ZM257 119H253V120H257ZM91 120H93V119H91ZM101 120V123H103L104 121H103V117L100 119ZM126 120V119H125ZM130 120H132V119H130ZM139 120V119H138ZM140 120H143V119H140ZM139 120V121H140ZM176 120V119H175ZM177 120H179V118L177 117ZM194 120V119H193ZM196 120V119H195ZM206 120V119H205ZM236 120V119H235ZM234 120V121H235ZM95 121V120H94ZM103 121V122H102ZM120 121H123V120H120ZM201 121H202V119H201ZM232 121H230V123L232 122ZM234 121H233V124H234ZM108 122H110V120L108 121ZM143 122V121H142ZM144 122H145V120H144ZM239 122H240V119H239ZM238 122V123H239ZM245 122V121H244ZM87 123H89V122H87ZM87 123H85V124H87ZM111 123V122H110ZM138 123V122H137ZM241 123H243V121H241L240 122V124ZM92 124H93V122H92ZM96 124V122H94V125ZM121 124V123H120ZM143 124V123H142ZM194 124H196V123H194ZM202 123H200V125H201ZM235 124H237V123H235ZM245 124H247V121H246V123ZM101 125H103V124H101ZM143 125H145V124H143ZM211 125V124H210ZM86 126H88V124L86 125ZM222 126V125H221ZM234 126H236V125H234ZM24 127V126H23ZM90 127H92V125L90 126ZM225 127V126H224ZM49 128V127H48ZM104 128V127H103ZM105 128H106V126H105ZM104 128V129H105ZM188 128V127H187ZM235 128V127H234ZM102 129V128H101ZM103 129V130H104ZM196 129V128H195ZM202 129V128H201ZM204 129H206V128H204ZM203 129V130H204ZM63 130V129H62ZM113 130V129H112ZM161 130V132H163L162 131V129H160ZM163 130H166V129H164L163 128ZM182 130V129H181ZM213 130V129H212ZM230 130V129H229ZM64 131V130H63ZM178 131V130H177ZM240 131H241V129H240ZM28 132V131H27ZM67 132V131H66ZM160 132V131H159ZM176 132V131H175ZM185 132V131H184ZM187 133H188V131H186ZM185 132V133H186ZM244 132H246V131H244ZM53 133V132H52ZM68 133H70V132H68ZM164 133V132H163ZM166 134H167V132H165ZM230 133V132H229ZM248 133H250V132H248ZM248 133H244V134H248ZM27 134V133H26ZM91 134H92V132H91ZM166 134H164V135H166ZM170 134V133H169ZM28 135V134H27ZM89 136H90V134H88ZM87 135V136H88ZM234 135V134H233ZM46 136V135H45ZM86 136V135H85ZM96 136V135H95ZM247 136V135H246ZM249 136V135H248ZM250 136H251V134H250ZM115 137V136H114ZM162 136H160V138H161ZM251 137H253V136H251ZM257 137V136H256ZM77 138H79V137H77ZM83 139V136L82 137H80V139ZM88 138V137H87ZM118 138V137H117ZM120 138V137H119ZM159 138V139H160ZM254 138V137H253ZM71 139H73V138H71ZM79 139V140H80ZM96 139V138H95ZM95 139H93V140H95ZM259 139V138H258ZM76 140H78V139H76ZM78 140V141H79ZM84 140V139H83ZM83 140H80L79 141V143L77 144V142H76V144H77V147H78V145L80 144V142H82ZM92 140V141H93ZM97 140V139H96ZM120 140V139H119ZM59 141V140H58ZM63 141V140H62ZM61 141V142H62ZM68 141H70V139L68 140ZM67 141V142H68ZM74 141V140H73ZM89 141L91 142V140H90V138H89ZM98 141H100L99 139H98ZM97 141V142H98ZM135 141H137V139H135ZM262 141V140H261ZM60 142V141H59ZM60 142V143H61ZM64 142V144L66 145V140L65 141H63ZM87 142V143H86ZM97 142H94V144L93 143H91V144H93V145H95V144H97ZM109 142V141H108ZM107 142V143H108ZM127 142V141H126ZM156 142V141H155ZM158 142V141H157ZM161 141H159L158 143H160ZM69 143V142H68ZM84 143H85V145L86 144H89L88 143V139H87V141H84ZM262 143V142H261ZM264 143V142H263ZM58 144V143H57ZM70 144H71V142H70ZM75 144V145H76ZM83 144V143H82ZM90 144V145H91ZM132 144H134V146L136 145L135 144V142L134 141H132ZM148 144H149V142H148ZM152 144V143H151ZM153 144H154V141H153ZM156 145H157V143H155ZM109 145H110V143H109ZM108 145V146H109ZM155 145V146H156ZM161 145V144H160ZM262 145V144H261ZM2 146V145H1ZM126 146V145H125ZM133 146V145H132ZM163 146V145H162ZM257 146V145H256ZM255 146V147H256ZM128 146H126V148H127ZM157 147L159 148H157L158 150H157V152L156 153H158V156H159V154H160V152H159V150H160V146L159 145H157ZM133 148V147H132ZM131 148V149H132ZM152 148V147H151ZM155 148V147H154ZM153 148V149H154ZM257 148V147H256ZM259 148V147H258ZM262 148H264V147H262ZM4 149H5V147H4ZM105 149H107V148H105ZM133 149H135L136 151H138V149H136L135 147L133 148ZM174 149H176L175 147H174ZM6 150V149H5ZM109 150V149H108ZM123 151H124V148H123ZM161 151V150H160ZM107 152V151H106ZM155 152V151H154ZM161 152H163V153H161L162 155L164 154V151L162 150ZM262 152H263V150H262ZM4 153H6V152H4ZM110 153V152H109ZM112 153V152H111ZM135 153V152H134ZM153 153V152H152ZM177 153V152H176ZM12 154V153H11ZM141 154V153H140ZM160 154V157L162 156ZM188 154H190V153H188ZM261 154H264V152L263 153H261ZM95 155V154H94ZM101 155H102V153H101ZM101 155H98V158H99V156H101ZM136 155V154H135ZM143 155H144V153H143ZM179 155V154H178ZM105 156V155H104ZM103 156V157H104ZM148 156H149V154H148ZM155 157H156V154L154 155ZM153 156V157H154ZM156 157V158H160V157ZM166 156L167 155H165L164 157L166 158ZM174 156H177V155H175V152H174ZM173 156V157H174ZM189 156V155H188ZM192 156V155H191ZM57 157H60V156H57ZM56 157V158H57ZM154 157V158H155ZM163 157V158H164ZM183 157V156H182ZM261 157H264V156H261ZM260 157V159H262ZM90 158V157H89ZM96 158V157H95ZM98 158H96V160L98 159ZM168 158V157H167ZM166 158V159H167ZM172 158V157H171ZM175 158V157H174ZM177 158V157H176ZM179 158V157H178ZM4 159V158H3ZM103 159H105V157L104 158H101V160L103 161ZM160 159H162V158H160ZM193 159V158H192ZM191 159V160H192ZM264 159V158H263ZM262 159V160H263ZM66 160H67V158H66ZM99 160V159H98ZM120 160V159H119ZM149 159H148V157H147V159H146V161H148ZM153 160V159H152ZM159 160V159H158ZM164 160V162H165V159H163ZM186 160V159H185ZM190 160V159H189ZM190 160V161H191ZM262 160H260L261 162H264V161H262ZM105 161V160H104ZM145 161V162H146ZM175 161V160H174ZM179 161H181V160H179ZM178 161V162H179ZM193 161V160H192ZM99 162V161H98ZM160 162H163L162 160L160 161ZM176 162V161H175ZM182 162H183V160H182ZM95 163V162H94ZM93 163V164H94ZM100 163H101V161H100ZM104 163V162H103ZM157 163V162H156ZM174 163V162H173ZM184 163V162H183ZM1 164V163H0ZM99 164V163H98ZM108 164V163H107ZM171 164H172V161H171ZM174 164H177V162L176 163H174ZM173 164V165H174ZM182 164V163H181ZM185 164V163H184ZM96 165H97V163H96ZM106 165V164H105ZM160 165H164L163 163H161V164H159V166ZM178 165V164H177ZM191 165V164H190ZM99 166H101V165H99ZM152 166H153V164H152ZM155 166H156V164H155ZM182 166V165H181ZM180 164H179V166L177 167V169L179 168L180 169ZM193 166V165H192ZM192 166L190 167V168H192ZM264 166V165H263ZM0 167L2 168V166L0 165ZM60 167V166H59ZM63 167H64V165H63ZM105 167V166H104ZM109 167V166H108ZM108 167H107V169H108ZM154 167V166H153ZM158 166H156V168H157ZM163 167V166H162ZM188 167V168H189ZM0 168V169H1ZM28 168H29V166H28ZM67 168V167H66ZM101 168L103 169V167H100V170H101ZM106 168V167H105ZM104 168V169H105ZM160 168V167H159ZM159 168H158V171H159ZM182 168V167H181ZM183 168H184V166H183ZM255 168V167H254ZM61 169V168H60ZM103 169V170H104ZM153 169V168H152ZM155 169V168H154ZM153 169V170H154ZM161 169V168H160ZM176 169V170H177ZM96 170V169H95ZM110 170V169H109ZM169 170V169H168ZM167 170V171H168ZM170 170H172V169H170ZM169 170V171H170ZM174 170V169H173ZM192 170V169H191ZM190 170V171H191ZM264 170V169H263ZM102 171V170H101ZM157 171V170H156ZM183 171V170H182ZM188 172H190L189 171V169L187 170ZM95 172V171H94ZM96 172H97V170H96ZM163 172H166V171H163ZM172 172V171H171ZM188 172L187 173H185V174H188ZM19 173V172H18ZM23 173H25V172H23ZM98 173H100V172H98ZM97 173V174H98ZM121 173V172H120ZM173 173V172H172ZM20 174H21V172H20ZM26 174V173H25ZM110 174V173H109ZM169 174V173H168ZM176 174V173H175ZM179 174V173H178ZM177 174V176H179ZM182 174H184V173H182ZM184 174V175H185ZM96 175V174H95ZM99 175V174H98ZM106 175H107V173H106ZM118 175V174H117ZM116 175V176H117ZM184 175H182V176H184ZM26 176V175H25ZM108 176V178H106V180L107 179H109L110 178V176L109 175H107ZM112 175V173H111V178H113V177H115V176H113ZM119 176V175H118ZM117 176V177H118ZM120 176H121V174H120ZM188 176V175H187ZM186 176V177H187ZM210 176H212V175H210ZM222 176V175H221ZM224 176V175H223ZM99 177V176H98ZM185 177V176H184ZM25 178H27V177H25ZM110 178V179H111ZM123 178V177H122ZM134 178V177H133ZM180 178V177H179ZM182 178V177H181ZM188 178V177H187ZM206 178V177H205ZM225 178H227V177H224V180H225ZM24 179V178H23ZM97 179V178H96ZM98 179H100V178H98ZM115 179V178H114ZM123 179H125V178H123ZM195 179H196V177H195ZM201 179H204V178H201ZM220 179L222 180V178L220 177ZM112 180V179H111ZM127 180V179H126ZM135 180H136V178H135ZM182 180V179H181ZM184 180V179H183ZM188 180V179H187ZM187 180H186V182H187ZM209 180H213V178H209ZM227 180H229V179H227ZM24 181H25V179H24ZM27 181H28V178H27ZM129 181V180H128ZM127 181V182H128ZM218 181H220L219 179H218ZM0 182L38 219V220H40L55 236H57L58 237V239L60 240V241H62L74 254H75V256L77 257V258H79L84 264H94V260L92 261L91 260V256H89L86 252H85V250H81V249H79L78 248V245H77V243L78 242H75V241H73V240H70V239H68V238H66L65 237V235H63V233L50 221V218L48 217L49 215H43V214H41L40 213V211L37 209V207L33 204V203H31L30 202V200H29V198H28V195H29V197H30V193L28 192V194L26 193V192H23V191H20L19 189H18V187L16 188V186H14L13 185V183L11 184L10 183V181L3 175V172H1L0 171ZM29 182H31V181H29ZM114 182V181H113ZM113 182H112V184H113ZM117 182V181H116ZM126 182V181H125ZM124 182V183H125ZM178 183H179V180L177 181ZM182 182H184V181H182ZM182 182H180V183H182ZM220 182H223V183H221V184H226V183H224V181H220ZM219 182V183H220ZM24 183V182H23ZM33 183V182H32ZM106 183H108V181H106L105 182V184ZM111 183V182H110ZM118 183H121V179H120V182L118 181ZM118 183H115V184H117L118 185ZM129 183H131L132 185L134 184V185H136V181H135V183H132V182H129ZM150 183V182H149ZM180 183L179 184H177L178 186H181L180 185ZM189 183V182H188ZM203 183L205 184L206 182H204L203 181ZM229 183H230V181H229ZM25 184V186H26V184H28V183H24ZM184 184H186L185 182H184ZM119 185H121V189L124 187V185H123V183H121V184H119ZM123 185V186H122ZM132 185H130V186H132ZM139 185V188L140 189H142L140 186V184H138ZM138 185H136L135 187H138ZM189 185H191V184H189ZM193 185V184H192ZM32 186H33V184H32ZM31 186V187H32ZM45 186V185H44ZM87 186V185H86ZM89 186V185H88ZM106 186H107V184H106ZM110 186H112V185H110ZM113 186H115L114 184H113ZM129 186V185H128ZM34 187V186H33ZM32 187V191L34 190V188ZM43 187V186H42ZM76 187V186H75ZM105 187V186H104ZM103 187V188H104ZM109 187V186H108ZM108 187L107 188H104L105 190L106 189H108ZM118 187V186H117ZM120 187V186H119ZM125 187H126V184H125ZM196 187H200L201 188V185L199 186H197V184H196ZM196 187H195V190H196V193H197V189H196ZM27 188V187H26ZM71 188V187H70ZM74 188V187H73ZM127 188V187H126ZM199 188V189H200ZM36 189V188H35ZM50 189V188H49ZM109 189H110V187H109ZM108 189V190H109ZM112 190H113V187L111 188ZM110 189V190H111ZM115 189H116V186H115ZM138 189V188H137ZM223 189V188H222ZM221 189V193L223 192V190ZM31 190H30V192H31ZM98 190V189H97ZM123 190V189H122ZM124 190H125V188H124ZM132 190V189H131ZM176 190V189H175ZM202 190V189H201ZM201 190L199 191V192H201ZM47 191V190H46ZM45 191V192H46ZM56 191V190H55ZM104 191V190H103ZM121 191V190H120ZM127 191V190H126ZM126 191H121V192H123V193H128V192H126ZM139 191V190H138ZM142 190H140V192H141ZM192 191V190H191ZM38 192H41V191H37V192H33V193H36L37 195L39 194ZM43 192V191H42ZM44 192V193H45ZM48 192V191H47ZM108 192V191H107ZM111 192H113V191H111ZM120 192V193H121ZM131 192V191H130ZM129 192V193H130ZM133 192V191H132ZM131 192V193H132ZM140 192H139V194H140ZM198 192V194L197 195H199L200 193ZM202 192H203V190H202ZM44 193H43V195H41L40 197H42V196H44ZM49 193H50V191H49ZM48 193V194H49ZM120 193H118V194H120ZM136 193V192H135ZM204 193V192H203ZM220 193V194H221ZM42 194V193H41ZM67 194H69V193H67ZM132 194H134V193H132ZM223 195H224V193H222ZM50 195V194H49ZM55 195V194H54ZM81 195V194H80ZM47 196V195H46ZM120 196V195H119ZM203 196H205V194L203 195ZM207 197H208V199H209V201H210V197L208 196V195H206ZM205 196V197H206ZM196 197V196H195ZM194 197V198H195ZM200 197V196H199ZM39 198V197H38ZM184 198V197H183ZM194 198H192V199H194ZM202 199H204L203 197H201ZM43 199H44V197H43ZM206 199V198H205ZM45 200V199H44ZM48 200L50 201V197L48 198ZM58 200H60V199H58ZM61 201V200H60ZM203 201V200H202ZM212 201V200H211ZM56 202V201H55ZM62 203H63V201H61ZM204 202H205V200H204ZM57 203V202H56ZM55 203V204H56ZM62 203H61V205H62ZM68 203V202H67ZM52 204H53V202H52ZM57 205V204H56ZM55 205V206H56ZM59 205V204H58ZM109 205V204H108ZM233 205V204H232ZM60 206V205H59ZM63 206H65V202H64V205ZM67 206V205H66ZM78 206V205H77ZM76 206V207H77ZM92 206V205H91ZM112 206H113V204H112ZM114 206H116L115 204H114ZM199 206H200V202H199ZM69 207V206H68ZM108 207H110V206H108ZM193 207V206H192ZM262 207V206H261ZM57 209L56 210H59V209H61L62 210V212L61 211H59V212H61L60 214H62V215H64L63 213H65L66 212V209L67 210H69L70 208H66V207H63V209L64 208H66V209H64V211H63V209H62V206H61V208H59L58 206L56 207ZM195 208V207H194ZM263 208L264 207H262V212H263ZM78 209V208H77ZM104 209H107V208H104ZM261 209V208H260ZM54 211V210H53ZM72 211H74V210H72ZM87 211V210H86ZM71 211L69 210L66 214L69 216V213H70ZM200 212V211H199ZM84 213V212H83ZM53 214V213H52ZM206 214V213H205ZM66 215V216H67ZM116 215V214H115ZM65 216V215H64ZM72 216V215H71ZM83 216H84V214H83ZM183 216V215H182ZM53 217V216H52ZM62 217V216H61ZM61 217H58V218H61ZM70 217V216H69ZM69 217H66V219L65 220H67V218H68V220H69ZM108 217V216H107ZM260 217V216H259ZM262 217H263V215H262ZM54 218V217H53ZM64 218L65 217H62V220H64ZM71 218V217H70ZM210 218V217H209ZM115 219H117V218H115ZM119 219V218H118ZM257 219V218H256ZM52 220V219H51ZM65 220H64V222H65ZM67 220V221H68ZM125 220V219H124ZM261 220V219H260ZM57 221H59V220H57ZM61 221V220H60ZM66 221V222H67ZM91 221V220H90ZM97 221V220H96ZM206 221V220H205ZM212 222V221H211ZM69 223V222H68ZM97 223V222H96ZM261 223V222H260ZM64 224V223H63ZM70 224V223H69ZM73 224V223H72ZM99 224V223H98ZM130 224V223H129ZM134 224V223H133ZM216 224V223H215ZM95 225V224H94ZM135 225V224H134ZM65 226V225H64ZM67 226V225H66ZM70 226V225H69ZM96 226V225H95ZM99 226V225H98ZM164 226V225H163ZM212 226V225H211ZM256 226V225H255ZM97 227V226H96ZM65 228V227H64ZM95 228V227H94ZM218 228V227H217ZM229 228V227H228ZM257 228H259L258 227V225H257ZM263 228V227H262ZM262 228H259V229H262ZM72 229V228H71ZM71 229H70V232H72L71 231ZM75 229V228H74ZM99 229V228H98ZM132 229V228H131ZM256 229V228H255ZM64 231H65V229H64ZM218 231V230H217ZM239 231V230H238ZM242 231V230H241ZM259 231V230H258ZM67 232H68V230H67ZM81 232V231H80ZM80 232L78 233V234H80ZM255 232V231H254ZM205 233V232H204ZM203 233V234H204ZM262 233H264V232H262ZM76 234V233H75ZM108 234V233H107ZM106 234V235H107ZM202 234V235H203ZM207 234L208 233H205L204 234V236L206 235L207 236ZM225 234V233H224ZM246 234H248V233H246ZM255 234V233H254ZM72 235V234H71ZM77 235V234H76ZM81 235V234H80ZM79 235V236H80ZM102 235V234H101ZM210 233L208 234V236H207V238L206 239H208V238H210ZM212 235V234H211ZM223 235V234H222ZM239 235H240V233H239ZM256 235H259V234H257V230H256ZM260 236V235H259ZM76 237V236H75ZM108 237V236H107ZM226 237V236H225ZM261 237V236H260ZM77 238H80L81 239V237H76V239ZM212 238H214V237H212ZM228 238H230L229 236H228ZM262 238V237H261ZM263 238H264V235H263ZM80 239H77V240H80ZM170 239V238H169ZM171 239H172V237H171ZM170 239V240H171ZM202 239V238H201ZM205 239V238H204ZM203 239V240H204ZM205 239V240H206ZM103 240V239H102ZM101 240V241H102ZM136 240V239H135ZM210 240H211V238H210ZM209 240V241H210ZM231 240V239H230ZM249 240V239H248ZM261 240V239H260ZM81 241H82V239H81ZM85 241L87 242L88 240H86L85 239ZM84 241V243L86 244L85 246H87V243ZM167 242L169 241L168 239L166 240ZM186 241H189V240H186ZM185 241V242H186ZM213 242H214V240H213ZM264 242V241H263ZM169 243H171V242H169ZM187 243V242H186ZM191 244H192V242H190ZM189 243V244H190ZM245 243V242H244ZM260 243H262V242H260ZM91 244H92V242H91ZM164 244H166V243H164ZM163 244V245H164ZM168 244V243H167ZM183 244V243H182ZM209 244V243H208ZM263 244V243H262ZM172 245H173V243H172ZM185 243L183 244V246H181V247H185ZM224 245V244H223ZM226 245H227V243H226ZM84 246V247H85ZM89 246V245H88ZM126 246H128V244L126 245ZM167 247H168V245H166ZM177 246V245H176ZM189 246V245H188ZM249 246V245H248ZM263 246V245H262ZM262 246H261V248H262ZM90 247V246H89ZM89 247H87L88 249H89ZM159 247V246H158ZM167 247H165V248H167ZM190 248L192 247V246H189ZM251 247V246H250ZM157 248V247H156ZM186 248H187V246H186ZM186 248H184V249H186ZM224 248V247H223ZM233 248V247H232ZM260 248V247H259ZM260 248V249H261ZM161 249L163 250V248L161 247ZM169 249V248H168ZM230 249H231V247H230ZM235 249V248H234ZM238 249V248H237ZM253 249V248H252ZM87 250V249H86ZM155 250V249H154ZM153 250V251H154ZM159 250V253H162V250L160 251V249H158ZM170 250V249H169ZM172 250V249H171ZM183 250V249H182ZM181 250V251H182ZM192 250V249H191ZM194 250V249H193ZM241 250V249H240ZM185 251V250H184ZM90 253H93L94 251H92V250H90L89 251ZM88 252V253H89ZM152 252V251H151ZM164 252V251H163ZM260 252V251H259ZM262 252H263V250H262ZM262 252L260 253V254H262ZM89 253V254H90ZM158 253V254H159ZM164 253H166V252H164ZM179 253V252H178ZM226 253V252H225ZM99 254V253H98ZM157 254V253H156ZM157 254V256L159 257L160 255H158ZM169 254V253H168ZM181 254H183V252L181 253ZM187 254V253H186ZM190 254V253H189ZM230 254V253H229ZM93 255H94V253H93ZM177 255V254H176ZM263 255V254H262ZM156 256V255H155ZM166 256V255H165ZM165 256H163V258L161 259V258H157V259H159L158 261L157 260H154L153 259V256L152 257H150L149 258V261H151V260H153V261H157L156 263L157 264H161L160 262L162 261V262H166V259L168 258V256H166L167 258L165 259ZM184 256V254L182 255V257ZM200 256V255H199ZM179 257V256H178ZM198 257V256H197ZM263 257V256H262ZM262 257H258V259H262ZM155 258V257H154ZM248 258V257H247ZM93 259H95V257L93 256ZM160 259H161V261H160ZM257 260V259H256ZM263 260H264V258H263ZM98 260H96L95 261V263L97 262ZM160 261V262H159ZM175 261V260H174ZM173 261V262H174ZM252 261V260H251ZM260 261V260H259ZM258 261V262H259ZM115 262V261H114ZM195 262V261H194ZM253 262V263H252ZM251 263H249V264H254V260L252 261ZM261 262H263L264 263V261H261ZM171 263V262H170ZM177 263V262H176ZM175 262H174V264H176ZM223 263V262H222ZM260 263V262H259ZM98 264H100V263H98ZM151 264V263H150ZM154 264V263H153ZM172 264V263H171ZM192 264V263H191ZM243 264V263H242Z\"/></svg>",
    "mask_w": 264,
    "mask_h": 264
},
{
    "label": "water",
    "instance_id": "water-1",
    "mask_svg": "<svg viewBox=\"0 0 264 264\" xmlns=\"http://www.w3.org/2000/svg\"><path fill=\"white\" fill-rule=\"evenodd\" d=\"M0 264L84 263L0 182Z\"/></svg>",
    "mask_w": 264,
    "mask_h": 264
},
{
    "label": "snow or ice",
    "instance_id": "snow-or-ice-1",
    "mask_svg": "<svg viewBox=\"0 0 264 264\" xmlns=\"http://www.w3.org/2000/svg\"><path fill=\"white\" fill-rule=\"evenodd\" d=\"M31 242V241H30Z\"/></svg>",
    "mask_w": 264,
    "mask_h": 264
}]
</instances>
